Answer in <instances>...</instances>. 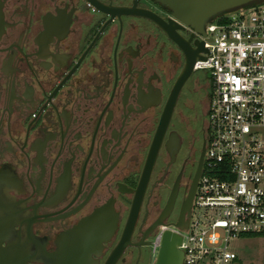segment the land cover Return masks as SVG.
Returning a JSON list of instances; mask_svg holds the SVG:
<instances>
[{"label":"flooded vegetation","instance_id":"af4514ba","mask_svg":"<svg viewBox=\"0 0 264 264\" xmlns=\"http://www.w3.org/2000/svg\"><path fill=\"white\" fill-rule=\"evenodd\" d=\"M0 23V169L14 168L20 188L28 195L33 187V195L42 167V193L33 205L43 204L73 159L66 194L51 207L38 206L37 215L58 212L76 196L110 98L78 195L45 218L75 210L121 155L79 210L33 222V235H46V252L54 253L59 232L71 233L114 199L117 227L91 258L97 264H154L157 236L160 241L170 231L181 237L188 227L204 164L211 82L195 67L207 38L179 28L153 0H0ZM71 109L67 128L60 114L71 116ZM51 135L40 167L30 149Z\"/></svg>","mask_w":264,"mask_h":264},{"label":"built area","instance_id":"2783aa9c","mask_svg":"<svg viewBox=\"0 0 264 264\" xmlns=\"http://www.w3.org/2000/svg\"><path fill=\"white\" fill-rule=\"evenodd\" d=\"M207 144L183 264H235L230 241L264 235V3L206 27ZM155 240L158 248L160 241Z\"/></svg>","mask_w":264,"mask_h":264},{"label":"water","instance_id":"95a60500","mask_svg":"<svg viewBox=\"0 0 264 264\" xmlns=\"http://www.w3.org/2000/svg\"><path fill=\"white\" fill-rule=\"evenodd\" d=\"M153 1L156 2L160 7H162L170 14V18L172 19L173 23H175L179 28L182 27L189 28L195 34H197L203 39L206 38V27L208 24L214 22L219 18L264 3V0H153ZM112 16L113 15H111V17ZM117 16L120 21V16L119 15ZM108 21L104 24L103 28L108 23ZM102 29L99 31L95 39L92 41L90 46L84 52V54L82 55L78 63L75 65V67L69 72V74L64 78V80L56 87V89L52 92V94L47 98V101L41 106L35 118L28 123V129L30 124L39 116L41 109L45 106L47 102H50V98L54 95L56 90L62 85V83L67 79V77L72 73V71L83 59V57L85 56L91 45L94 43V41L96 40ZM120 30H121V21H120ZM1 34H2V28L0 23V35ZM116 46H115V50H116ZM199 53L202 55L199 59H204L203 55L207 53V49H202ZM114 62H115V52H114ZM189 73L190 70H187L181 78H187V76H189ZM115 83H116V64H115V82H114L113 91L115 88ZM106 107L104 108L102 114L104 113ZM102 114L100 116V119L98 121L97 127L93 135L90 152L92 150L94 136L98 128L99 122L101 120ZM60 116L65 117V124H67V128H68L70 120L72 118V109H71V116L69 115V112L68 115L62 113L60 114ZM28 129L26 136H28ZM43 131H45V129ZM63 137L61 136V144ZM54 138L55 135L47 136L43 144L39 143V140H36L35 144L30 149L32 151H37V158L33 159L35 164L40 165V163L42 162L46 164V161L44 160V158H42L41 153L44 151L46 142L48 140H53ZM76 138L78 139L80 138L79 132L74 136V139ZM69 145L71 146V143ZM76 147H78V149L82 151V149L78 145ZM90 152L87 156V159L90 155ZM87 159L83 166L80 185L76 196L80 191L83 172ZM72 160L73 159H71L68 162V164L64 165L63 175L60 176V180L58 181V185L56 187V193L54 194V196H50L51 198L49 200L46 199L43 204H40L39 202L35 205H33L35 203L34 200L36 199L35 196L41 195L42 193V190L41 191L39 190V188L41 187L38 184L39 180H41V178L43 177L42 176L43 168L41 167V165L40 167L42 169V173L38 175L40 176V179L36 182V191L33 195H31L33 191V187L32 190L29 191L28 195H26V193L20 188L21 182L17 181L16 174H14V168L9 167V165L7 164L1 165L0 244L4 243L5 248H2L0 246V264H28V263H36V262L41 264H97L98 260H93L91 258V255L92 254L99 255L101 253V251L104 248L101 245V242L109 240V236L114 234L115 229L117 227L115 223L117 214L112 213V209H111L114 203V199L108 201L107 205L102 209L96 210L92 217H90L86 221H82L78 225V227H75L74 230H72L71 233L68 234V233L59 232V235L55 240L57 243V249L54 253L46 252V247L48 243L47 236L44 235L42 238H37L36 236L33 235L31 230V226L33 222L49 221V220L64 218L69 215H72L77 210H79L83 206V204L87 201V199L90 197L91 193L93 192L98 182L117 163L116 161V163L109 169V171L95 183L87 199L81 205H79L75 210L66 213L64 215H59L56 218H45V216L53 215L66 209L74 201L76 196L67 207H65L64 209L58 212L47 215H37L38 212H36L35 209L38 206L51 207L52 205L57 204L59 200L62 199V197L66 194L65 191L66 189L69 188V184H68V180L70 179L69 167ZM28 167H29V161H28ZM32 170L36 171L37 169L32 168ZM51 174H52V168H51ZM50 181H51V175H50ZM85 193L81 197L80 201L84 197ZM14 226H18V231H14L13 229ZM182 229L185 230L187 229V227ZM181 240L182 238L180 236L171 233L170 231H165L157 248L154 264H183L184 253L178 249V246L181 245Z\"/></svg>","mask_w":264,"mask_h":264},{"label":"rangeland","instance_id":"374dc122","mask_svg":"<svg viewBox=\"0 0 264 264\" xmlns=\"http://www.w3.org/2000/svg\"><path fill=\"white\" fill-rule=\"evenodd\" d=\"M208 78L205 71L199 72ZM230 250L237 255L235 264H264V238H239L230 241Z\"/></svg>","mask_w":264,"mask_h":264},{"label":"trees","instance_id":"16d2710c","mask_svg":"<svg viewBox=\"0 0 264 264\" xmlns=\"http://www.w3.org/2000/svg\"><path fill=\"white\" fill-rule=\"evenodd\" d=\"M254 237H262V238H264V235H257V236H246V237H244V238H254Z\"/></svg>","mask_w":264,"mask_h":264}]
</instances>
